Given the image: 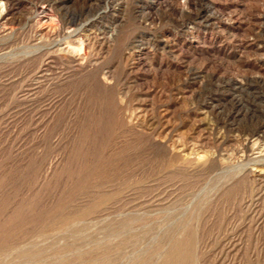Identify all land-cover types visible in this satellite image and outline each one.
I'll return each instance as SVG.
<instances>
[{"label": "rangeland", "instance_id": "rangeland-1", "mask_svg": "<svg viewBox=\"0 0 264 264\" xmlns=\"http://www.w3.org/2000/svg\"><path fill=\"white\" fill-rule=\"evenodd\" d=\"M16 1L0 264H264V0Z\"/></svg>", "mask_w": 264, "mask_h": 264}, {"label": "bare ground", "instance_id": "bare-ground-1", "mask_svg": "<svg viewBox=\"0 0 264 264\" xmlns=\"http://www.w3.org/2000/svg\"><path fill=\"white\" fill-rule=\"evenodd\" d=\"M17 1L16 0H6V2H5V7H6V9H5V12L4 13H2V14H0V26H3L5 29L7 28V25L8 24H10V22L9 21H13V19H11V15L14 13L13 12V9L14 8H16L15 7V5H17V3H16ZM50 4V3H49ZM51 4H52V2H51ZM44 6V5H43ZM50 6V5H49ZM47 7V6H46ZM51 8V7H50ZM15 10V9H14ZM17 10V9H16ZM51 10V9H50ZM13 12V13H12ZM48 12V11H47ZM50 12V11H49ZM44 13V12H43ZM50 14V13H49ZM41 15V14H40ZM47 15V14H46ZM46 15H44V17H46ZM51 15V14H50ZM53 15V14H52ZM51 15V16H52ZM14 16V15H13ZM12 16V17H13ZM43 16V15H42ZM49 16V15H48ZM55 18V17H54ZM15 20V19H14ZM44 20H46V19H44ZM43 20V21H44ZM48 20H49V18H48ZM51 20V19H50ZM56 20V19H55ZM42 21V22H43ZM40 22V21H39ZM38 22V23H39ZM46 22V21H45ZM51 22V21H50ZM12 23V22H11ZM13 23H15V22H13ZM43 24V23H42ZM44 24H46V23H44ZM14 25V24H13ZM13 25H12V27H13ZM56 25V24H55ZM55 25L53 24H47V25H45V27H44V29H46V32L47 33H50L51 35L52 34H54V33H56V30H57V28L55 27ZM9 26V25H8ZM11 26V25H10ZM9 26V27H10ZM42 26H44V25H42ZM38 27V26H37ZM36 27V28H37ZM41 27V26H40ZM59 30V29H58ZM41 31V30H40ZM45 31V30H44ZM70 32V31H69ZM79 32V31H78ZM114 32V31H113ZM4 33V32H3ZM44 33V32H43ZM42 33V34H43ZM47 33H46V36H47ZM69 34V33H68ZM73 34V33H72ZM72 34H71V36H72ZM50 35V36H51ZM79 35V34H78ZM82 34H80V36H81ZM66 36V35H65ZM79 36V37H80ZM39 37V36H38ZM47 37H49V35L47 36ZM68 37H70L69 35H68ZM40 38H42L41 36H40ZM45 38V37H44ZM50 38V37H49ZM67 38V37H66ZM75 38V37H74ZM78 38V37H77ZM81 38V37H80ZM60 39V38H59ZM72 39V38H71ZM76 39V38H75ZM87 39V38H86ZM39 40H41V39H39ZM43 40V39H42ZM70 40V39H69ZM88 40V39H87ZM58 41V40H57ZM72 41V40H71ZM86 43V42H85ZM68 44V43H67ZM66 44V45H67ZM82 44V43H81ZM69 45V44H68ZM86 45V44H85ZM71 46V44L69 45V46H67V47H70ZM80 46V45H79ZM78 46V47H79ZM64 47V46H63ZM63 47H60V48H62V49H64ZM78 47H77V45H76V47H73V49H71V50H74V51H77V53H78V51L79 50H77L78 49ZM82 47L80 46V49H81ZM50 49V48H49ZM67 49V48H66ZM83 49V48H82ZM82 49H81V51H82ZM84 50V49H83ZM80 51V52H81ZM85 51V50H84ZM226 51V50H225ZM263 52V51H262ZM76 53V54H77ZM82 53H83V51H82ZM86 53V52H85ZM88 53V52H87ZM225 53V52H224ZM229 53V52H228ZM6 54V53H5ZM252 54V53H251ZM227 55V54H226ZM76 57L77 58H80L81 59V54L80 53H78L77 55H76ZM79 59V60H80ZM239 59V58H238ZM237 59V60H238ZM82 60H84V59H82ZM41 73V72H40ZM237 79V78H236ZM232 81V80H231ZM264 81V80H263ZM229 82V81H228ZM240 85V84H239ZM238 85V86H239ZM234 86V85H233ZM237 86V85H236ZM241 86V85H240ZM245 87H246V85H244ZM235 87V86H234ZM238 88V87H237ZM241 88V87H240ZM243 88V87H242ZM237 90V89H236ZM239 90V89H238ZM242 90V89H241ZM249 90V89H248ZM240 91V90H239ZM243 91V90H242ZM237 94V93H236ZM232 98V97H231ZM236 114V113H235ZM238 117V116H237ZM261 128V127H260ZM264 129V128H263ZM262 129V130H263ZM249 130V129H248ZM257 132H259V131H257ZM262 132H264V131H262ZM261 132V133H262ZM248 133V132H247ZM238 134V133H237ZM257 135V134H256ZM239 136V135H238ZM237 136V137H238ZM263 136H264V133H263ZM260 138V137H259ZM234 140V139H233ZM255 141V140H254ZM253 145V144H252ZM178 146V145H177ZM173 147V146H172ZM180 147V146H179ZM254 147V146H253ZM205 150V149H204ZM186 155V154H185ZM205 155H207V154H205ZM204 156V155H203ZM259 176L261 177V178H263L264 179V174H262V172L261 173H259ZM256 178V177H255Z\"/></svg>", "mask_w": 264, "mask_h": 264}]
</instances>
